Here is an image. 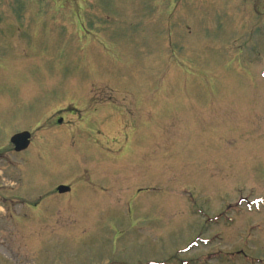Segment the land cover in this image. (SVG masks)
<instances>
[{
	"label": "rangeland",
	"instance_id": "374dc122",
	"mask_svg": "<svg viewBox=\"0 0 264 264\" xmlns=\"http://www.w3.org/2000/svg\"><path fill=\"white\" fill-rule=\"evenodd\" d=\"M63 1L0 0V152L33 137L0 264H264V41L244 0Z\"/></svg>",
	"mask_w": 264,
	"mask_h": 264
},
{
	"label": "flooded vegetation",
	"instance_id": "af4514ba",
	"mask_svg": "<svg viewBox=\"0 0 264 264\" xmlns=\"http://www.w3.org/2000/svg\"><path fill=\"white\" fill-rule=\"evenodd\" d=\"M63 3L65 4V1L62 2L61 0L60 4L63 5ZM206 3V0H142V4L146 5V7L144 6L146 9H205ZM252 3L253 1L244 0V4L247 5V8H244L245 10L243 12H245V15H251L254 20L252 25L246 26L245 29L248 28L247 32H251L252 36L253 34L256 35V32L259 31L257 26L262 25V40L264 41V0H256L253 5ZM247 9L249 10L247 11ZM32 142L31 136L30 146ZM15 154L19 153H16L13 147H11L10 151L5 150L2 153L0 152V163L5 164L4 166L0 167V203H7L10 207L15 206V200H17L19 203H23L25 200L23 196L15 194V192L25 190L22 189V187L15 189V173H18L16 170L17 166H15ZM6 180H8V182H5ZM11 180L12 182H10ZM25 191L27 193L28 189ZM47 191L48 190H46L44 194L40 195L39 197V194L35 195L37 200L31 205V207L29 206V209L32 208L36 212L41 206L45 205L44 201L46 200L49 193ZM55 193H57V187L55 188ZM71 193L72 188L70 187L69 191L63 195H68ZM12 217L15 218V215Z\"/></svg>",
	"mask_w": 264,
	"mask_h": 264
},
{
	"label": "water",
	"instance_id": "95a60500",
	"mask_svg": "<svg viewBox=\"0 0 264 264\" xmlns=\"http://www.w3.org/2000/svg\"><path fill=\"white\" fill-rule=\"evenodd\" d=\"M59 122H61L59 120ZM11 142L15 145L16 151H21L27 148L29 144V134L28 133H20L15 135L12 139ZM68 190L67 187H59L58 191L60 193L66 192Z\"/></svg>",
	"mask_w": 264,
	"mask_h": 264
}]
</instances>
